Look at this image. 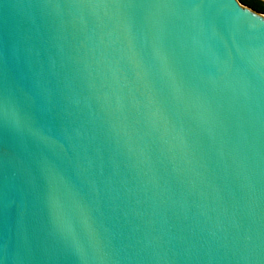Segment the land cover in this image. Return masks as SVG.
<instances>
[{
  "label": "water",
  "instance_id": "water-1",
  "mask_svg": "<svg viewBox=\"0 0 264 264\" xmlns=\"http://www.w3.org/2000/svg\"><path fill=\"white\" fill-rule=\"evenodd\" d=\"M0 264H264V14L0 0Z\"/></svg>",
  "mask_w": 264,
  "mask_h": 264
},
{
  "label": "trees",
  "instance_id": "trees-1",
  "mask_svg": "<svg viewBox=\"0 0 264 264\" xmlns=\"http://www.w3.org/2000/svg\"><path fill=\"white\" fill-rule=\"evenodd\" d=\"M241 4L250 7L258 13L264 14V1L262 0H238Z\"/></svg>",
  "mask_w": 264,
  "mask_h": 264
},
{
  "label": "rangeland",
  "instance_id": "rangeland-1",
  "mask_svg": "<svg viewBox=\"0 0 264 264\" xmlns=\"http://www.w3.org/2000/svg\"><path fill=\"white\" fill-rule=\"evenodd\" d=\"M263 1V0H262Z\"/></svg>",
  "mask_w": 264,
  "mask_h": 264
}]
</instances>
